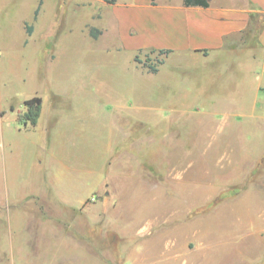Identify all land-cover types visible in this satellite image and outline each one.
<instances>
[{
	"label": "rangeland",
	"instance_id": "1",
	"mask_svg": "<svg viewBox=\"0 0 264 264\" xmlns=\"http://www.w3.org/2000/svg\"><path fill=\"white\" fill-rule=\"evenodd\" d=\"M108 2L0 0L8 101L42 98L28 171L9 183L10 201L36 193L0 201V264H264V75L254 73L262 59L244 51L249 67L236 56L199 70L171 63L164 71L178 70L182 80L169 94L106 92L102 100L98 74L120 72L124 90L135 69L129 52L108 61L94 55L116 39L113 27L89 36L101 16L111 21ZM163 58L139 56L159 68ZM141 98L155 108L112 118L118 99ZM59 115L86 119V133L51 150L44 129ZM113 120L126 132L110 149ZM99 146L118 155L133 149L103 161ZM14 155L16 170L24 155Z\"/></svg>",
	"mask_w": 264,
	"mask_h": 264
},
{
	"label": "crops",
	"instance_id": "2",
	"mask_svg": "<svg viewBox=\"0 0 264 264\" xmlns=\"http://www.w3.org/2000/svg\"><path fill=\"white\" fill-rule=\"evenodd\" d=\"M104 5L108 7V17L111 21L101 16L104 22L95 25L100 33L97 37H93L89 30V36L100 39L104 35V28L113 27L116 39L115 42L104 43L102 52L94 55L108 61L118 57L121 51L129 52L133 57L135 69L129 73L127 82L123 78L125 79L122 82H125L124 90L116 81L118 76L125 77L119 74L120 72H115L113 77L98 74L94 88L97 93H100L102 100L106 92V94L112 92L114 98L121 92L142 95L169 94V88L179 86L182 80L180 71H164L163 68L171 63L194 66L199 70L207 65L212 66L223 58L231 60L233 58L231 56H236L234 61L237 64L249 67L250 60L239 55L244 51L249 52L254 60L262 59L261 70H254V73L264 75V0H210L208 7L186 5L184 0H117ZM41 15L42 9L38 16L34 11V18L40 19ZM151 50L168 51L157 72L149 71L144 63L135 60L136 55L140 56L143 52ZM2 55L0 48V201L3 199L10 201L9 183H12L16 173L17 177L21 178L28 171L29 166L25 156L31 148L36 146L30 135L38 131L39 120L36 126L20 120L21 112L26 111L24 104L26 99L18 106L8 101L5 93L7 84L1 70ZM262 85L259 84L257 87L258 94L261 92ZM82 87L79 86L81 91H89L86 87ZM141 99L137 105L127 104L118 99L114 104L118 114H114L112 118L114 120H118L120 116L128 118L131 114L135 115L136 110L149 111L155 108L154 102ZM102 100L97 101L100 102L101 108ZM81 103L84 105L85 101L82 100ZM85 120L78 116L71 121L62 115L53 118L44 129V137L48 139L47 146L51 150H62L66 145L65 140L69 137H77V139L84 137L86 128L83 122ZM110 124L111 143L108 144V148L111 149L112 140L126 130L119 129V125L118 128L114 127L117 124L115 121ZM23 140L25 141L22 143ZM132 149L133 147H130L118 155L107 154L109 149H104L102 153V148L99 146L97 154L101 158L104 156V161L114 156L123 158L125 153ZM16 151L24 155L21 166L16 168L17 172L11 165V158ZM101 172L106 173L103 169ZM35 193L31 191L23 198L10 202L23 200L26 196Z\"/></svg>",
	"mask_w": 264,
	"mask_h": 264
},
{
	"label": "trees",
	"instance_id": "3",
	"mask_svg": "<svg viewBox=\"0 0 264 264\" xmlns=\"http://www.w3.org/2000/svg\"><path fill=\"white\" fill-rule=\"evenodd\" d=\"M117 0H110V2H116ZM184 3L186 5H190V6H204V7H208L210 6V0H184ZM43 4V2L41 1L40 4L38 5V7H36L35 9V15L38 16L39 12H40V8L41 5ZM32 27L29 26L27 31L31 32ZM100 33L99 29H90V34L93 37H97L98 34ZM150 52H155L154 50H151ZM159 54H166L168 53L167 50H160L158 51ZM135 60L139 61V56L136 55L135 56ZM159 64H162L164 62V58L160 59ZM144 66L146 68L149 69V71L151 72H157L159 70V65L157 64H152L149 63V60L147 59V61L143 62ZM25 107H26V111L22 112L20 114V120L23 123H30L31 125L36 126L40 117V114L42 113V98L40 96H32L31 98H28L24 101Z\"/></svg>",
	"mask_w": 264,
	"mask_h": 264
}]
</instances>
